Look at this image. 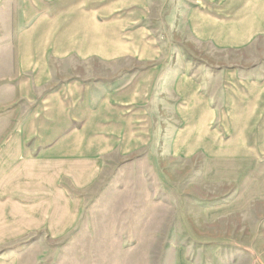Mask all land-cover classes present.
<instances>
[{"label":"crops","instance_id":"obj_1","mask_svg":"<svg viewBox=\"0 0 264 264\" xmlns=\"http://www.w3.org/2000/svg\"><path fill=\"white\" fill-rule=\"evenodd\" d=\"M151 1L18 0L29 19L17 35L18 67L30 80L25 97L35 100L17 124L18 158L97 163L109 152L155 149L149 155L197 159L201 179L230 190L200 204L205 225H214L264 199V58L206 60L192 70L181 58L158 57L156 31L165 43L173 34V49L184 32L211 50L244 52L264 40V0H159V29ZM103 66L131 68L103 76ZM191 251L179 246L175 264H201Z\"/></svg>","mask_w":264,"mask_h":264},{"label":"rangeland","instance_id":"obj_2","mask_svg":"<svg viewBox=\"0 0 264 264\" xmlns=\"http://www.w3.org/2000/svg\"><path fill=\"white\" fill-rule=\"evenodd\" d=\"M23 4L0 0V264H175L179 246L190 248L192 259L198 257L201 264H264V199L205 225L200 204L204 208L212 198L219 203L230 190L201 179L197 159L149 155L155 149L128 156L109 152L97 163L18 158V125L35 106L25 97L29 77L18 67L17 35L28 30L29 20ZM151 6L155 27L162 5L152 0ZM156 32L158 57L181 58L192 70L206 60L264 58V40L225 54L191 41L184 32L173 49V34L165 43L162 31ZM130 68L103 66L101 73ZM209 233L229 235V240H197Z\"/></svg>","mask_w":264,"mask_h":264}]
</instances>
